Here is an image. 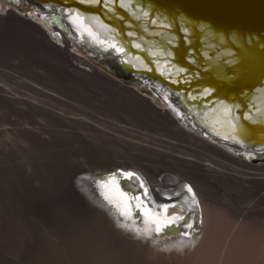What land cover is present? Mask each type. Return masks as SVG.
I'll return each mask as SVG.
<instances>
[{"label":"bare ground","instance_id":"6f19581e","mask_svg":"<svg viewBox=\"0 0 264 264\" xmlns=\"http://www.w3.org/2000/svg\"><path fill=\"white\" fill-rule=\"evenodd\" d=\"M14 1L17 5L18 1ZM27 1L35 5L55 36L50 38L48 25L43 28L27 15L8 9L0 11V29L17 31L20 36L9 35L0 40L15 46L13 41L19 40L23 49L70 62L79 74L109 83L124 94L122 98L127 97L132 111L154 121L176 142L172 144L149 133L137 132L135 136L129 131L130 147L127 145L128 151L122 157L131 161L88 166L103 173L93 183L91 180L98 198L94 199L108 201L107 211L113 221L123 231H129L132 238L115 233L101 214H79L76 219L66 212V198L61 193L75 166L67 168L65 164L67 169L56 184L46 173L42 191L51 199L50 216L39 221L35 231L30 230L40 263L264 264V221L255 214L233 210L231 197L227 193L215 196L205 181L242 189L264 184V163L253 164L255 157L264 161V34H238L234 30L230 33L219 19L244 13L243 0H183L204 7V15L181 2L178 6L182 11L174 4L155 8L139 1L131 4V0H115L108 7L86 5L80 0ZM70 6L79 11H65ZM189 13L201 17L195 20ZM206 18L213 24L202 20ZM59 38L62 43L57 42ZM70 38L93 60L103 56L126 76L141 80L165 100L166 108L155 106L152 100L119 83L89 59L73 53ZM165 51L172 55H163ZM262 63L260 81L256 79ZM178 67L187 71L177 74ZM203 89L211 92L201 94ZM238 116L242 117L239 123L243 137L239 143L233 139ZM156 151H166L169 158L173 154L169 152L175 151L173 155L187 170L179 168L188 187L180 185L179 177L160 173L161 168L149 156ZM145 153L153 162L149 157L147 161L143 159ZM85 163H89L87 159H81L74 165ZM80 169L86 170L84 166ZM126 172L134 173V178L124 175ZM128 182L137 185L135 191L127 190ZM146 189L150 195L145 194ZM159 204L170 207L165 212ZM185 221L192 227H187ZM161 236L166 238L163 247L177 255L173 262L168 260L172 257L166 258V252L155 248L162 247L157 242Z\"/></svg>","mask_w":264,"mask_h":264},{"label":"rangeland","instance_id":"374dc122","mask_svg":"<svg viewBox=\"0 0 264 264\" xmlns=\"http://www.w3.org/2000/svg\"><path fill=\"white\" fill-rule=\"evenodd\" d=\"M12 1L0 0V11L12 9L21 16L32 18L43 28L49 26L42 21L36 7L23 1L15 5ZM48 29L50 38L55 36L50 32V26ZM5 30L0 29L1 38L9 35L20 36L17 31ZM22 33L23 31H20V34ZM16 41H13L15 46L8 44L7 40L6 43L0 40V264H42L36 256L38 254L32 232L37 228L35 225L39 221L44 222L50 216L52 208L51 202L48 201H51L50 197L42 191L46 184V173L56 184L65 169L75 166L66 179L67 182L71 178L65 184V192L63 187L61 193L66 198L67 205L63 206L66 212L74 214L76 219L79 214L89 217L95 213L101 214L115 233L129 235V231H123L108 213V201L94 199L97 198V193L95 194L96 186L92 184L93 180L101 178L103 173L88 166L92 165L90 163L104 166V162L114 160L131 161V158L122 157L130 147L127 143L130 138L129 131L130 134L133 131L134 135L137 132L149 133L154 138L172 144L175 140L170 139L172 136L162 131L154 121L144 118V114L132 111L128 107L127 97L122 98L124 94L109 83L93 77L88 78L89 75L86 77L83 72L85 75L79 74L70 62L44 57L30 48L23 49L20 41ZM62 41L59 38L57 42ZM72 41L73 39L69 44L73 53L89 59L93 65L114 77L119 83L152 100L155 106L166 108L165 100L146 87L141 80L115 74L109 67L115 75L110 73L103 67L105 61L93 60L75 40L74 44ZM192 133L199 136L194 131ZM170 153L176 154L175 151ZM146 154L148 153L143 155ZM173 154L169 155V158L166 151H156L149 153V156L155 159L154 164L159 170L161 168L160 173L172 175L173 178L179 177L180 185L185 187V175L180 169L186 172L187 170L181 167L184 164L178 162ZM149 156L143 159L147 161ZM240 158L245 160L243 156ZM81 159H87L89 163L74 165ZM254 159L256 160L253 164L264 163L257 157ZM83 166L87 171L80 169ZM205 181L215 196L227 193L231 197L234 202L233 210L242 211L241 214H255L258 220L264 221V184L255 183L254 187H249L251 189H242L227 188L219 182ZM221 202H224V199H221ZM198 203L200 205L199 200ZM129 237L132 238L130 235ZM165 241L166 238L161 236L157 242L162 247L155 248L166 252V258L172 257L168 260L173 262L177 255L172 252L174 256L163 247Z\"/></svg>","mask_w":264,"mask_h":264},{"label":"water","instance_id":"95a60500","mask_svg":"<svg viewBox=\"0 0 264 264\" xmlns=\"http://www.w3.org/2000/svg\"><path fill=\"white\" fill-rule=\"evenodd\" d=\"M134 1L135 2L139 1L140 3H142V5L151 4L155 8L156 7L161 8L162 6L166 7V6H168L167 4H174V5L178 6L179 2H181L183 6L188 5L189 7L196 10L197 14L204 15V13H205L204 7L197 6V5H195V3H189V2H186L183 0H164V2H162V1L158 2L155 0H131L130 3L133 4ZM243 3L245 5V9H246L244 13L237 14V15L235 14L231 17L225 16L223 18H219V19H221L222 27L229 29L228 32H230V33H231V31L234 30L235 33H238V34L241 32L243 34H248V35L255 34L257 36L260 34H264V0H243ZM177 8H179L180 11H182L181 7L178 6ZM94 14H97V13H94ZM189 14H191L190 17H192L195 20H198L201 17L199 15L198 16L194 15L193 13H189ZM206 19H208V20H204V19H202V20L205 21L207 24H210V25L213 24L211 22V19H209V18H206ZM99 58L106 62V64H104L103 67L107 71H109L112 74H114L113 72L115 71V74H120V75L126 76V74L122 73L121 70L116 66V64L113 61L108 60L107 58H105L103 56H99ZM109 67L112 68L114 71H112ZM262 71H263V63L259 65L258 72H257L258 77L256 80H258L260 78L259 74H261ZM259 80L261 81L262 77ZM126 82H129V81H126ZM207 84H211V83H207ZM208 86H210V85H208ZM213 86L215 87L216 85L213 84ZM191 88H196V87L193 86ZM215 88H218V87H215ZM237 88H238V86H237ZM129 184H132V183H130V182L126 183L125 184L126 187Z\"/></svg>","mask_w":264,"mask_h":264},{"label":"snow or ice","instance_id":"6c2138e0","mask_svg":"<svg viewBox=\"0 0 264 264\" xmlns=\"http://www.w3.org/2000/svg\"><path fill=\"white\" fill-rule=\"evenodd\" d=\"M81 3L86 4V5H100L101 7H108L111 4L115 3V0H80ZM121 2H123V0H121ZM65 11H79L78 9H74V8H68L65 9ZM113 11L115 12V9H113ZM81 15H84L83 12H81ZM145 15H147V12H145ZM97 19H99V16L96 17ZM152 23H155V21H152ZM137 47H139V45H137ZM163 55H167V56H171L172 53L165 51L163 53ZM174 66V65H173ZM187 69L183 68V67H178L176 68V72L177 74L179 73H183L186 72ZM174 82H179V81H174ZM211 89H203L201 94H205V93H210ZM192 99H196V97H191ZM221 104H223V101H220ZM226 107L231 108V107H239L238 105H226ZM242 119V117L238 116L236 118V129H237V133L235 136H233L234 141L236 142H242L243 141V137L241 135V129H242V125L239 123V121ZM261 123H264V121H261ZM124 175H126L127 177H133L134 173L132 172H126L124 173ZM185 187H188L187 185H185ZM127 190L128 191H135L136 190V185L133 184H129L127 185ZM190 192L192 191L191 188L188 189ZM145 194L146 195H150V193H148L147 189L145 190ZM137 199H139V196L136 197ZM159 207L163 208L165 212L168 211L170 205L167 204H159ZM181 219H183V216L181 215ZM185 225L187 227H192V225L188 224L187 221H185Z\"/></svg>","mask_w":264,"mask_h":264}]
</instances>
